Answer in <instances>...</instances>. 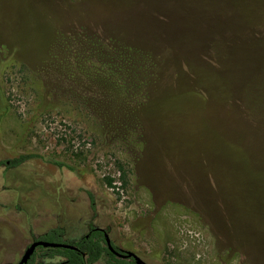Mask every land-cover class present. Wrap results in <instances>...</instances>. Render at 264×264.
Wrapping results in <instances>:
<instances>
[{
  "label": "rangeland",
  "instance_id": "obj_1",
  "mask_svg": "<svg viewBox=\"0 0 264 264\" xmlns=\"http://www.w3.org/2000/svg\"><path fill=\"white\" fill-rule=\"evenodd\" d=\"M22 155L0 264L91 225L147 264H264V0H0V162Z\"/></svg>",
  "mask_w": 264,
  "mask_h": 264
},
{
  "label": "trees",
  "instance_id": "obj_2",
  "mask_svg": "<svg viewBox=\"0 0 264 264\" xmlns=\"http://www.w3.org/2000/svg\"><path fill=\"white\" fill-rule=\"evenodd\" d=\"M32 157L33 156L22 155L12 160L0 162V166L7 165L9 168L19 167ZM107 181L109 186H112L113 181L110 179H107ZM91 231L92 232L88 236H84L77 243L72 244L78 248L77 250L41 248L39 252L35 254L31 264H129L123 260L117 259L108 249L105 231L94 226H91ZM59 233L63 234L64 230L62 228L53 229L46 236H43L42 239L54 241L53 238L49 237L57 236ZM56 254L64 255L67 260L65 262H46L39 260L40 257H54Z\"/></svg>",
  "mask_w": 264,
  "mask_h": 264
},
{
  "label": "flooded vegetation",
  "instance_id": "obj_3",
  "mask_svg": "<svg viewBox=\"0 0 264 264\" xmlns=\"http://www.w3.org/2000/svg\"><path fill=\"white\" fill-rule=\"evenodd\" d=\"M91 226H93V225H91ZM96 228H98V227H96ZM57 229V228H56ZM100 230H102V231H105L107 234H108V232H107V230H105V229H102V228H99ZM64 230V229H63ZM92 231H91V228H90V231H88V233H86L84 236H88L90 233H91ZM49 233V232H48ZM48 233H46L44 236H46ZM84 236H82L79 240H81ZM43 237V236H42ZM42 237H40V238H37V239H35L32 243H34V242H36V241H39V240H43V241H49V240H44V239H42ZM55 238V239H54ZM53 240L54 241H49V242H56V243H66V244H74V243H77L79 240H77L76 242H70V241H68L67 239H66V233H65V230H64V233L63 234H57V236H53ZM31 243V244H32ZM30 244V245H31ZM29 245V246H30ZM112 245H113V247H114V249L117 251V252H119V253H122L123 254V256H118V255H116L115 253H113V252H111L117 259H120V260H123V261H125V262H127V263H129V264H136V262H135V260H134V258L133 257H128L127 255H125V253L126 252H133V251H131V250H128V249H124V248H120V247H118V246H116L113 242H112ZM28 246V247H29ZM28 247H27V249H28ZM108 247V246H107ZM41 248H44V249H50V248H45V247H42V246H40V247H38L37 249H36V251H35V253L33 254V256L30 258V260L28 261V263L27 264H31V262H32V260H33V258H34V256H35V254L37 253V252H39V250L41 249ZM26 249V250H27ZM52 249H56V248H52ZM61 249H65V248H61ZM109 249V248H108ZM26 252V251H25ZM133 253H135V252H133ZM136 255H138L137 253H135ZM24 255V254H23ZM23 255H22V257H23ZM139 256V255H138ZM22 257L19 259V261L16 263V264H19V262L21 261V259H22ZM40 257V256H39ZM39 257H37V258H39ZM140 257V256H139ZM141 258V257H140ZM142 259V258H141ZM39 260H41V261H46V262H49V261H53V262H65L66 260H67V258L64 256V255H59V254H56L54 257H49V256H46L45 258H39ZM143 260V259H142ZM144 261V260H143ZM147 263V262H146Z\"/></svg>",
  "mask_w": 264,
  "mask_h": 264
},
{
  "label": "water",
  "instance_id": "obj_4",
  "mask_svg": "<svg viewBox=\"0 0 264 264\" xmlns=\"http://www.w3.org/2000/svg\"><path fill=\"white\" fill-rule=\"evenodd\" d=\"M105 239H106V243L107 246L109 248V250L113 253H115L118 256H123L122 253L117 252L113 245H112V241L109 237V235L107 233H105ZM45 247V248H65V249H72V250H77L78 248L74 245L71 244H66V243H56V242H49V241H43V240H39L36 241L34 243H32L28 249L26 250V252L24 253L21 261L19 262V264H27L28 261L30 260V258L33 256V254L35 253L36 249L38 247ZM125 255H127L128 257H133L136 264H147L145 261H143L138 255H136L133 252H126Z\"/></svg>",
  "mask_w": 264,
  "mask_h": 264
}]
</instances>
